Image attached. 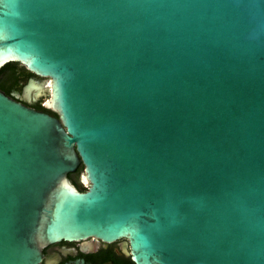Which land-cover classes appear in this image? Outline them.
Returning a JSON list of instances; mask_svg holds the SVG:
<instances>
[{
	"label": "water",
	"instance_id": "water-1",
	"mask_svg": "<svg viewBox=\"0 0 264 264\" xmlns=\"http://www.w3.org/2000/svg\"><path fill=\"white\" fill-rule=\"evenodd\" d=\"M0 264H264V0H0Z\"/></svg>",
	"mask_w": 264,
	"mask_h": 264
}]
</instances>
